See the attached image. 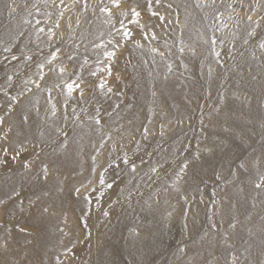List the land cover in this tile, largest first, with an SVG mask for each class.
<instances>
[{"label":"rangeland","instance_id":"rangeland-1","mask_svg":"<svg viewBox=\"0 0 264 264\" xmlns=\"http://www.w3.org/2000/svg\"><path fill=\"white\" fill-rule=\"evenodd\" d=\"M12 2L0 264H264V0Z\"/></svg>","mask_w":264,"mask_h":264},{"label":"snow or ice","instance_id":"snow-or-ice-1","mask_svg":"<svg viewBox=\"0 0 264 264\" xmlns=\"http://www.w3.org/2000/svg\"><path fill=\"white\" fill-rule=\"evenodd\" d=\"M111 2H112L113 5L119 7L120 0H111ZM61 3H63V0H61ZM212 3L214 4V3H215V0H212ZM197 6H198V7L200 6V4H199V0H197ZM6 7L8 8V14H9V16H11V15L16 11V8H15V6H14V0H13L12 3L7 4ZM86 7H87V6L85 5V8H86ZM229 7H231V5H229ZM100 11H101V12H108V14H109V21H108V22H111V13H110L109 10L107 9V7H102V8L100 9ZM131 12H132L133 17H138V16H139V12H137L135 8H132V9H131ZM29 15H31V13H29ZM51 15H52L51 13H45V16H46V17H50ZM59 15H60V16H63V12L61 11V12L59 13ZM122 15H126V13H122ZM161 19H163V18H161ZM217 19L219 20L220 17L217 16ZM229 19L231 20L232 17L229 16ZM247 20L251 23V22H252V17H251V16H248V17H247ZM25 23H30V21L25 20ZM35 23H36L37 25H39V24H40V21H39V20H36ZM77 23H79V21H77ZM237 23H239V21H237ZM256 26L259 27V22H258V21L256 22ZM53 27H54V28H58V27H59V21L54 22ZM227 27H228V25H227L226 23H224V22L221 20V21H220V26H219V29H218V30L223 31V30H224L225 28H227ZM37 31H38V32H44L45 30H44L43 28H39V29H37ZM47 35H48L49 40H51V39L56 35V33L53 31V28H49V29H48V32H47ZM233 35H235V33H233ZM252 35H254V30L251 31V32H249V36H252ZM124 36L127 38V37L130 36V33H128L127 31H125V32H124ZM212 43H213V48H214L215 43H216L215 38H213ZM244 43H245V44L248 43L247 39H245ZM137 46H138V47L140 46V45H139V42H137ZM259 47H260L262 50H264V42H261L260 45H259ZM151 50H152L153 52L156 51V49H154V48L151 49ZM5 51H10V49H7V48H6ZM181 51H183V48H181ZM57 52H59V49H56V52H53V53L51 54V56H50L49 59H48V63H49V64H51L52 61H54V60L56 59V54H57ZM105 55L108 56L109 58H111V57H114L115 53H114V52H106ZM215 55H216L217 57H219L220 53H219V52H215ZM13 59H16V57L13 56ZM27 59H31V57H27ZM39 67H40L41 69H43V65H39ZM169 68H170V66H169ZM64 71H65V69H64L63 67H60L59 72H60L61 75H63ZM209 71H210V74H211V70H209ZM111 74H112V70H111V66L109 65V67H108V75L110 76ZM92 75L94 76V75H96V73L93 72ZM9 79H11V77H9ZM41 79H43V72H42V71H41ZM77 79L79 80L80 77L77 76ZM117 79H119L118 76H117ZM83 83H84V82H83L82 80L80 81V83H77L76 80H73V81H71V82L66 83V84L64 85V87H65L66 90H67V96L70 97V96L73 94L74 91L79 90V95H80V97L82 98L83 95H84V88H83L81 85H82ZM105 84H106V82H102L101 84H99V87H100L101 89H103V88L105 87ZM37 87H39V85H37ZM48 91H49V94H51V89H48ZM108 91L111 92V88H108ZM221 99H223V97H221ZM49 103H51V100L49 101ZM52 114H53V115L56 114V109H55V105H54V104L52 105ZM24 119H25V121H27V116H25ZM65 119H67V117H65ZM96 122H97V124H99V120H97ZM145 132H147V129H145ZM14 158H15V157H13V159H14ZM125 163H127V159H125ZM25 167H27V165H25ZM133 167H134V166H133ZM185 167H187L186 164H185ZM240 167L243 168L244 165L241 164ZM153 171H155V169H153ZM43 175H44V178L47 179V176H48V168H47L46 165L43 167ZM101 183H103V180H101ZM254 186H255L257 189H264V175H260V176H259V178H258V182H256ZM109 187H111V185H109ZM77 191H79V190H77ZM47 211H48V208L45 207V208L43 209V212H47ZM105 215H107V213H105ZM229 226L232 227V228H235L236 225H235V223L233 222V223L230 224ZM214 227H215V226H214ZM232 264H237V258H236L235 255L232 256Z\"/></svg>","mask_w":264,"mask_h":264}]
</instances>
